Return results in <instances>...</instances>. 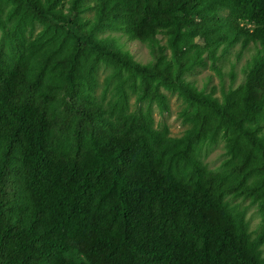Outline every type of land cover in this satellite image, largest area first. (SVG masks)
<instances>
[{"label":"trees","instance_id":"16d2710c","mask_svg":"<svg viewBox=\"0 0 264 264\" xmlns=\"http://www.w3.org/2000/svg\"><path fill=\"white\" fill-rule=\"evenodd\" d=\"M29 18L45 37L25 39ZM0 34V264H264V0H0ZM236 44L235 90L184 77L220 74ZM99 60L131 87L96 95ZM162 89L185 104L180 135L153 126ZM218 137L212 172L197 155ZM227 192L256 205L253 237Z\"/></svg>","mask_w":264,"mask_h":264},{"label":"rangeland","instance_id":"374dc122","mask_svg":"<svg viewBox=\"0 0 264 264\" xmlns=\"http://www.w3.org/2000/svg\"><path fill=\"white\" fill-rule=\"evenodd\" d=\"M26 22L27 24L23 29L26 40L31 41L35 37L40 36L41 33L42 35L44 34L43 25L40 21L29 18ZM107 33L108 31H104L102 35L105 36ZM43 36L45 37V35ZM40 38H42V36ZM118 41L119 43L122 42L121 40ZM123 42L125 43V48L133 54L137 61L142 62L147 58V51L144 47L132 41ZM2 44L3 40L0 34V45ZM238 49L239 46L236 44L229 51L225 52L222 56V60H219L218 66L220 67V74L215 72L210 67L209 63L206 62L203 65H197L190 73L184 74V77L198 88L203 87L206 91L213 90L217 96L226 90H235L242 81L240 65L251 52V50L246 49L237 59L236 53ZM95 79L96 95L101 96L104 94L108 99L111 94H113L115 83L124 81L125 87L130 88L131 82H134L136 77L131 76L130 73L124 69H117L106 60H99L96 64ZM162 92L166 96L167 109L160 110L154 102L150 103L153 126L157 129L165 126L169 135H180L187 127V124L182 123L179 117V113L184 108L185 104L175 92L166 89H162ZM128 102L130 110H132L135 105L142 107L145 105L144 102L136 103L134 94H129ZM225 155L224 141L221 137H218L214 141H207L201 144L197 157L206 169L212 172H218L221 170V162L225 158ZM224 198L231 211L240 212L242 214L247 226V231L250 237H253L262 225L256 205L250 202L248 198L235 195L231 192H227Z\"/></svg>","mask_w":264,"mask_h":264}]
</instances>
